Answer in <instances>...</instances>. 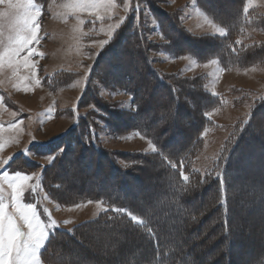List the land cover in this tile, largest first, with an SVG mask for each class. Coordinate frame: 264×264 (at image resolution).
Returning a JSON list of instances; mask_svg holds the SVG:
<instances>
[{
    "label": "rangeland",
    "instance_id": "rangeland-1",
    "mask_svg": "<svg viewBox=\"0 0 264 264\" xmlns=\"http://www.w3.org/2000/svg\"><path fill=\"white\" fill-rule=\"evenodd\" d=\"M142 1L47 0L41 5L35 0H0V264H43L41 251L50 234L60 229H63L62 243L55 253L56 263L118 264L120 260H137L141 254H150L146 241L123 225L113 229L87 227L82 247L78 242L68 241V231L97 219L106 207L91 202L61 205L55 201L45 176L43 180L42 168L29 172L37 167L36 161L47 166L55 157L61 159L66 149L76 147V132L70 131L65 143L51 148L52 152L58 150L53 158L51 155L35 158L34 145L51 144L77 122L80 125L78 140L83 143L88 144L91 137L94 141L93 129H96L98 139L107 151L120 155L138 154L143 160L144 155H154L157 146L137 130L128 128L132 123H142L150 128H143L144 131L159 138L163 137L161 130L167 128L171 120L172 135L163 138L173 143L167 147L168 151H179L180 143L191 132L195 120L189 114L175 110L157 113L167 99L162 88L154 87L152 82L158 81L160 73L180 89H186L187 81L198 83L202 79L204 86L201 89L222 98L220 106L206 113L211 123L203 128L201 147L199 145L200 149H197L200 151L193 164L202 172L217 163L225 153L224 145L230 137L233 140L238 135L240 123L248 121L251 113L256 111L253 110L256 99L264 98V60L227 70L215 60L200 62L196 59L215 50L198 43L203 35H222L224 31L197 7L194 0H151L160 13L177 18L178 33L168 25L164 27L170 17L160 20L149 4ZM199 1L206 9L221 13L218 17L224 22L232 24L236 21L238 0ZM133 3H136L138 13L132 12ZM239 14L242 20L245 17L255 20L256 26L263 24L262 29H250L253 38L249 45L264 47V0H243ZM127 16L128 23L130 20L132 23L123 25ZM183 30L191 39H199L197 43L178 38ZM166 36L173 40L170 44ZM190 47H203L205 51L190 56L174 54L178 50H192ZM142 99L150 110L134 120L138 108L145 106ZM257 112L254 121L260 124L261 130L257 133L251 129L250 132L259 138L252 139L254 142L251 143L241 141L243 149L240 148L238 159L236 153L230 162L235 174H239L237 178L228 177L233 229L231 244L227 240L217 244V249L232 252L230 260L234 264H258V254L264 249V107L255 114ZM118 115L121 119L116 117ZM101 120L109 122L104 127ZM86 121L92 123L91 128L85 125ZM124 123L129 125L123 127ZM86 152L80 159L82 164L90 167L89 171L66 167L55 175L61 184L76 183V191L62 194L65 199L80 197L84 190L98 188L95 180L87 184L80 182L88 177V173L103 176V172L99 174L100 170L92 167L96 165V156L92 154L91 158ZM18 155L32 159L22 162L28 172H16L21 163L15 164L17 158L11 160ZM148 164L156 165L152 160ZM156 170L158 167L155 166L153 171ZM140 178L144 182L137 187L142 192L136 194L133 185L126 183L125 187L130 185L128 188L133 194L130 192L124 198L131 202L143 199L141 210L146 211L150 219H157V228L174 250L199 249L196 243L207 237L200 261L216 256V247L210 246L219 233L210 226L212 222L217 223L216 212L201 225L194 223L195 230L189 234L184 230L186 220L190 218L182 213L206 208L210 192L200 193L191 201L173 203L169 209L174 212L172 219L163 220L160 217L169 213L158 207L163 198L150 196L145 186L153 180L144 175ZM110 209L115 211L112 207L107 211ZM129 235L132 238H128Z\"/></svg>",
    "mask_w": 264,
    "mask_h": 264
},
{
    "label": "trees",
    "instance_id": "trees-1",
    "mask_svg": "<svg viewBox=\"0 0 264 264\" xmlns=\"http://www.w3.org/2000/svg\"><path fill=\"white\" fill-rule=\"evenodd\" d=\"M35 1L39 4H44L47 0ZM195 1L197 2L198 6L208 15V17H210L216 24L222 26L226 30L225 36L220 37L213 35H203L204 38L201 41H198L199 39H191L190 34L183 30L178 38L186 39L192 43H197L198 41V43L205 44L208 49L210 47L215 49L212 52H208L206 56H203V58H199L197 56L198 58L196 57V59H198L200 62L216 59L227 70L235 66L240 67L241 65H251L264 60V47H257L259 48L257 49L256 44L249 45V41L253 38V36L249 33L250 29H262L263 24L256 26V22H254L255 20H252L248 17H245V19L242 20V15L239 14V10L242 7L243 0L237 1L235 6L236 21L232 22V24H228L221 20L220 17H218V15L220 16L221 13H217L212 10L210 11V9H206L203 2L201 4L199 0ZM142 2L144 4L148 3L152 13L160 20H166L167 17H170V20L168 19V22L164 27H167L168 25L172 31H177L178 33V28L176 26L177 24L175 22L177 18L175 19L172 15L160 13L156 8H154L155 4L151 0H143ZM132 12L138 13L136 6L133 7ZM248 12L256 14L255 11ZM129 16H127L125 20L126 23L124 22L123 25H130L132 23L131 20L129 23L127 21ZM248 19L251 21L248 22ZM261 22L262 20H260V23ZM160 27L163 29V26ZM239 31H241V34ZM166 40L169 42V44L173 41L170 36H166ZM190 49L192 50H178L177 53L174 54L177 56L184 54L198 55L200 52L205 51L203 47H190ZM149 67L151 66L149 65ZM142 68L145 69L144 67ZM196 83L187 81L186 89H180L179 86L171 83L160 73L158 74V81L152 82L154 87L162 88L167 99L166 102H163L162 106L157 109V113L160 114L162 112H170L171 110H175L177 112L187 113L195 120L194 125L191 127V132L187 135L188 137L186 136V139L180 143L179 151H175L173 153L168 151V148L173 143L163 138L165 135H168V138L172 135L173 121L171 120L169 122V126L161 130L163 137L159 138H154L153 135L147 131H144L143 128H148V130H150V128L143 125L142 123H132V126L128 128V130H137L144 137L153 140L157 146V152L154 155H144L143 160L142 157H140L141 155L138 154H136V156H131L130 153H123V156L116 152L114 153L107 151L101 145L96 129H93V133L96 134V138L94 141H92L91 137V140L88 142V144L78 140L77 131H79V124H76L73 129H71V132L69 131L70 133L76 132V141H78V144L69 151L66 149L65 153L61 154V159H57V157H55L52 165L43 171V180L45 176L47 184L52 187V189L49 187L48 188L52 191V193H54L55 201L65 206H73L84 202H101L107 206L109 205V208H114L115 211H111L110 209L107 211V213L105 212L106 214H102V218L99 217V219L94 222L77 226L71 234L67 235L69 236L68 241L78 242V246L82 247L81 242L82 239H84V230H87V227L101 226L102 228L113 229L118 225H123L128 231L137 234L139 238H143L146 241V245L150 254L148 256L141 254V257L137 260H120L121 262L119 261L118 264H234L230 260L232 252L226 249H217V244L221 243L223 240H227L228 244H231L230 240L233 236V229L232 225L230 224L231 214L228 193L230 184L228 177L233 176L234 178H237L239 174L238 172L235 174L234 167H232L230 162L236 153L238 159L239 154L243 149L240 146L241 141L243 143L245 141H249L251 143L254 142V140L251 141L252 139L259 138L256 133H251L250 130L254 129L257 133L258 130H261L260 124L256 123L254 119L258 114V112L255 114V112L261 110L264 107V98L258 100L256 99V105L253 109L256 111L251 113L248 121L240 123V131H238V135L235 136L233 140L230 137L229 141L226 144L224 143L225 145L223 151H225V153L221 154L222 156L219 157L217 163L201 172L194 168L193 164L200 151H197V149L199 148V145L201 147V142L203 139L201 134L203 133V130L210 125V121H208L206 118V113L219 105L221 100L218 98H213L203 89H201L204 86V81L202 79L201 81H198L197 84ZM87 88H89L88 85ZM121 88L123 87L121 86ZM187 94H191L192 96H187ZM83 99H85V96ZM183 100H185L186 103H184ZM143 102L145 106L141 105V107L138 108L137 112H135L136 114L134 116V120L146 115L150 110V106H148V104L142 99V104ZM133 103L138 105V102L136 101H133ZM109 113L113 114V112ZM116 117L121 119L119 115ZM101 121L104 127L109 122L108 120H106V122L104 120ZM85 125L90 128L92 127V123L89 121H86ZM128 125L129 124L124 123L123 127ZM68 133L64 135L58 143H65L67 141L66 137ZM261 135L263 134H260V136ZM86 151L89 153V155H91V158L93 155L96 156V159H94L96 161V165L93 164L92 167L97 169V171L100 170L99 174L103 172V176L98 175V177H96L94 173H88V177L82 178L80 182L87 184L90 182V180H95L98 183V188H91L88 191L84 190V193L80 197L71 196L70 198L65 199L63 198L62 194L69 190L76 191V189H78L76 183L73 181L69 184H61L57 181L55 175L59 171L65 170L66 167L75 168L76 171H89L90 167H88V165L82 164L83 162L80 159V156ZM57 152L58 150L55 152V154ZM151 160L156 164L153 167L148 164V161ZM14 162L15 164L17 162L21 163V165L19 164L16 167V172H28L26 171L27 169L22 166L23 163L27 162L22 156H19V158L17 157ZM130 163H135L136 165L131 167L130 165L132 164ZM155 166L158 167V170L153 171ZM37 169L38 167H33L29 172L33 173ZM93 175L94 177L92 178ZM143 175L148 180H153L150 185L145 186L146 192H150V196L153 197H162L163 199L160 204L158 203V207L168 212L173 203L191 201L192 198L197 197V195L200 193L210 192L211 198L210 201L207 202L206 208H198V210L193 212L184 210L182 213L186 217L190 218H186L187 227L184 230L185 234H189L195 230L193 227L194 223L199 222L198 224L201 225L205 220H210L212 213L216 212L215 216L217 223L214 224V222H212L210 224L211 227L219 231L217 240L210 244L211 248L216 247V256H210L209 258L200 261L204 255L203 249L206 247L205 242L208 241L207 237H203L201 240L199 239L200 241L198 244L196 243V246L198 245L199 249H195L194 247H186L184 249L177 248L174 250L175 248L172 247L169 242H167V239L161 235L159 229L157 228V219H150L147 212L141 210V204L144 203L143 199L140 198L139 200L131 202L124 198L126 195H129L128 193L130 192L133 194L131 191L132 189L128 188L130 185L125 187L126 183L133 185V190L136 189V194H140L142 192V190H140L137 186L144 182V179L140 178ZM102 183L103 185L105 184V187H103ZM110 191L114 193H111ZM171 213L174 212H169L160 218L163 220L172 219ZM175 214H178V212ZM137 218L142 222V225L136 221ZM160 225L162 228L165 227L164 224ZM80 228L82 229L79 231ZM128 238H132V235H129ZM179 241L180 243H183L181 239H179ZM61 243V240L57 236L53 238L49 243L47 250L44 252V258L47 259L50 257L52 259V264H82L80 261H63L61 263H56L58 260L55 253H58L57 248H59ZM258 255L260 259L258 264H264L263 248Z\"/></svg>",
    "mask_w": 264,
    "mask_h": 264
},
{
    "label": "crops",
    "instance_id": "crops-1",
    "mask_svg": "<svg viewBox=\"0 0 264 264\" xmlns=\"http://www.w3.org/2000/svg\"><path fill=\"white\" fill-rule=\"evenodd\" d=\"M211 20V19H210ZM212 21V20H211ZM213 22V21H212ZM214 23V22H213ZM215 24V23H214Z\"/></svg>",
    "mask_w": 264,
    "mask_h": 264
}]
</instances>
